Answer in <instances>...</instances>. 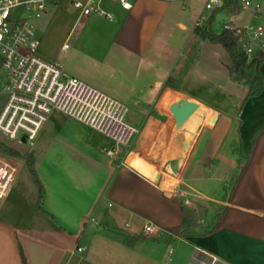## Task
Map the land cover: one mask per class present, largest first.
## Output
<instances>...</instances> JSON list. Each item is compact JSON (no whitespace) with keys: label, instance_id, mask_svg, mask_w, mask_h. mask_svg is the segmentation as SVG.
Wrapping results in <instances>:
<instances>
[{"label":"crops","instance_id":"0c3cea01","mask_svg":"<svg viewBox=\"0 0 264 264\" xmlns=\"http://www.w3.org/2000/svg\"><path fill=\"white\" fill-rule=\"evenodd\" d=\"M65 4L76 18L60 50L71 61L65 65L56 58L55 62L105 93L115 83L123 84L127 92L131 86L136 111L131 117L128 111V118L141 131L140 138L154 132L152 110H159L163 97L167 107L174 94L187 96L203 115L191 124L203 122L195 146L201 145L204 154L186 178L196 193L186 198L181 196L183 191L178 196L167 193L150 177L155 175L153 167L140 153L124 156L121 150L110 157L105 149L112 145L100 147L93 140L94 131L65 114H53L31 148L43 193L37 185L36 192L25 196L26 191L17 186V174L0 203V264H23L22 252L27 264H79L81 260L89 264H193L212 257L223 264H264V84L260 94L244 100L248 85L234 82L229 71L228 79L224 77L227 89L222 91L206 82L205 76H192L200 59V37L194 33L197 21L186 39L187 24L169 1L135 0L129 11L108 1L112 20L94 15L80 19ZM54 17L38 21L40 44ZM80 24L87 28L76 33ZM174 25L182 32L172 29ZM166 47L171 48L169 54ZM206 62L204 68L209 71L212 64L210 59ZM259 69L264 81V62ZM169 79L172 86L167 85ZM235 87L243 89L236 98ZM204 92L215 100L228 96L230 107L238 101L241 106L236 113L230 108L217 113L200 103L210 102ZM140 109L145 111L139 113ZM172 129L173 124L168 143L180 133L171 140ZM142 142L154 140L148 137ZM130 154L143 159L137 163L140 170L127 164ZM209 183L210 190L204 187ZM200 205L209 209L207 219H198L187 236L174 234L171 229L184 219L182 207L198 213ZM217 213L221 218L214 231L195 232L206 226L210 229ZM147 221L163 231L144 237ZM111 228L139 238L127 245ZM77 245L85 247L84 253L75 252ZM170 247L173 253L168 257ZM8 248L10 254L5 252Z\"/></svg>","mask_w":264,"mask_h":264},{"label":"built area","instance_id":"2783aa9c","mask_svg":"<svg viewBox=\"0 0 264 264\" xmlns=\"http://www.w3.org/2000/svg\"><path fill=\"white\" fill-rule=\"evenodd\" d=\"M110 1L129 11L135 0H0V64L5 73L0 109V136L19 144H31L53 111L69 116L112 142L106 148L114 157L128 146L138 129L128 118V107L102 90L67 73L62 65L44 59L39 53L41 35L38 21L51 19L65 3L78 12V17L98 16L108 20L114 12L106 6ZM173 1V0H163ZM185 1V0H183ZM227 0H206L204 11L210 14L224 11L247 13L244 23L226 21L217 32L229 31L244 52L247 62L264 55V0H234L225 8ZM231 8H235L234 11ZM21 9L24 14H18ZM202 13L197 24H205ZM63 49L67 45L62 46ZM19 173L15 160L0 153V203L8 195ZM93 221V219H91ZM163 229L153 221L143 227V236L157 235ZM84 246L76 247L78 254ZM173 247L168 249L171 257ZM193 264H223L212 257L208 262L195 260Z\"/></svg>","mask_w":264,"mask_h":264},{"label":"rangeland","instance_id":"374dc122","mask_svg":"<svg viewBox=\"0 0 264 264\" xmlns=\"http://www.w3.org/2000/svg\"><path fill=\"white\" fill-rule=\"evenodd\" d=\"M206 0H173L170 2V8L175 10L176 14L180 16V18L187 24V31H186V39L189 37L191 28L194 26L198 18L202 13L206 14V19L204 22L208 21V18L210 16V13L208 11H204V5ZM66 5V4H65ZM61 6L57 12L56 17H54V20L52 21V24L50 25L49 29L46 31L43 40L39 46L38 53L46 60H49L50 62H55L56 58L57 61L61 62L62 64H68L71 60L69 55L64 56L65 53H63L60 50V47L62 43L64 42L67 33L74 22L76 16H72L73 10L66 9V6ZM231 10H235V8H231ZM18 14H24V12L19 9L17 11ZM216 18L214 19L212 23L213 29H220V26L222 23L226 21H236V22H243L246 20V17L248 16L247 13H236L234 15H228V13L224 11H219L215 13ZM204 24V23H203ZM86 25L80 24L78 25L76 29V33L81 32L82 30L86 29ZM176 31H181L177 26L174 25L172 28ZM182 32V31H181ZM193 38H197L196 35ZM198 39V38H197ZM67 43L70 47H72V41L67 40ZM198 57L200 58L199 61L196 62V67L194 71H192L190 74L192 76H199L201 78L204 77V80L209 82L211 85L217 86L218 90H224L227 89V82L225 81L224 77L228 79V70L226 65L230 64V59L228 53L225 51V49L220 44L211 43L208 40H204L199 38L198 43ZM168 50V53L171 51L169 47H166ZM178 53V51H176ZM207 59H210V63L212 64V68H210L209 71H205V64ZM210 66V67H211ZM5 73L4 70H2L0 65V109L2 107L3 101L5 99L4 94H2V88L5 81ZM195 80L193 81V83ZM123 84H116L113 85L112 90H105L108 95L111 97L123 102L129 109V115L130 117L134 112L136 111V107L134 103L132 102V89L130 86L129 92L124 91L125 88L123 87ZM236 88V87H235ZM242 87H238L234 90V98L239 97L241 95L240 90ZM203 97L210 99V102H200L206 104L211 110L217 112L219 110H226L230 108L231 113H236L239 110V107L241 106V101H238V103L234 106L230 105L232 104L229 100L230 98L227 96L224 100H215L211 97L208 93H203ZM187 97V96H185ZM232 99V98H231ZM198 102V101H197ZM159 110L153 109L152 112L154 113L153 121L154 125L151 127V131H154L152 133H145L144 135L139 137L141 135V131L138 130V133L136 137L133 139V141L123 148L122 153L124 156H127L130 152L137 151L136 153H140L145 161L147 163L151 164L153 167V170L155 172V175L150 176L153 180H155L163 190H165L167 193L173 195L176 192V195H180L179 192L183 191L182 198L186 197H193L196 193V191L191 188L189 180L186 178L188 175V172H191L192 168L201 160V157H203L204 151L203 147L195 146L197 145V138L199 137V133L201 130L202 120L197 121L195 124H191L188 129L180 131L178 137L173 141L172 143H168L167 136L170 128L173 124V118L172 114L170 113L169 109L166 107V102L164 100V97L159 102ZM139 113H143L145 109L138 110ZM58 111H53L49 114L48 119L51 118L53 114H58ZM218 113V112H217ZM63 114V113H59ZM64 115V114H63ZM219 115V114H218ZM66 116V115H65ZM46 123V122H45ZM194 125V126H193ZM219 126H221V123H219ZM93 140L97 142V144L102 147L104 145L110 146L112 145V142L105 136L101 135L97 132H91ZM207 136V135H206ZM148 137L152 138L154 140V143H143L142 141L148 139ZM140 138V139H139ZM0 141H3L7 144V146L15 149L20 153L21 156H13L4 152L3 153L13 160L18 165L19 173H18V179H17V186H19L20 190H25V196H29V192L31 190L37 191L38 186L34 181L33 175L30 172V169L28 167L27 161L25 158H23V155L31 154V144H19L14 143L9 140H7L5 137L0 136ZM237 146V145H236ZM20 174V175H19ZM217 174H221V172H217ZM214 183V182H213ZM230 184V182H229ZM169 185V187H167ZM212 183H209L207 185H204L205 188H208V190L211 188ZM228 189L230 186L227 187ZM178 193V194H177ZM35 194V193H34ZM27 196V197H28ZM13 199H16V196H13ZM3 202V201H1ZM199 212L197 213L195 210L193 211L194 214V222L195 226L197 223V220L201 217H205L206 219L209 214V209L203 205H200L198 207ZM198 214V215H197ZM9 216L10 214H6ZM40 223V222H37ZM194 226V227H195ZM193 228V227H192ZM191 228V229H192ZM209 227H205L202 229H196L195 232H205ZM41 232L46 233V229L41 230ZM191 232V231H190ZM13 251V250H12ZM16 251L14 247V252ZM5 252L8 254L11 253V248H8ZM10 252V253H9ZM17 253V252H16ZM203 261L208 262L206 259H203Z\"/></svg>","mask_w":264,"mask_h":264},{"label":"trees","instance_id":"16d2710c","mask_svg":"<svg viewBox=\"0 0 264 264\" xmlns=\"http://www.w3.org/2000/svg\"><path fill=\"white\" fill-rule=\"evenodd\" d=\"M234 3V0H227L224 7L230 8V5ZM214 21V13L208 18V21L203 25L196 23L194 27V33L200 38L208 40L211 43L220 44L228 53L231 60V64L228 66L229 75L232 80L237 83H245L248 85V92L244 100L251 96H256L263 90V76L260 72V65L264 62V55H259L250 62H247V58L244 52L239 48L237 40L234 35L229 31L217 32L212 28ZM1 65V64H0ZM171 79L167 81V85H171ZM0 152H4L13 156H21L18 151L7 146L6 143L0 141ZM23 158L27 161L30 172L37 185L39 186L40 193H43V186L39 180L38 174L35 169V161L32 154L23 155ZM184 219L181 225L171 229V231L179 236L189 235L191 228L195 226L194 214L192 210L182 207ZM221 213L215 215V222L210 229L205 230L204 234H209L214 231L220 221ZM114 232L121 240L127 245H133L138 240V236H129L125 232L116 229H109ZM80 245H77V247ZM84 253V251L82 252ZM23 264H27L26 257L22 252ZM209 261L210 259H206ZM79 264H89L86 261L81 260Z\"/></svg>","mask_w":264,"mask_h":264},{"label":"water","instance_id":"95a60500","mask_svg":"<svg viewBox=\"0 0 264 264\" xmlns=\"http://www.w3.org/2000/svg\"><path fill=\"white\" fill-rule=\"evenodd\" d=\"M168 109L173 117V129L171 132V140L182 130L188 129L195 118H203L200 112L195 110L194 104L182 94H174L168 104ZM215 121L213 122V124ZM143 161L138 155L130 154L127 164L138 169L137 163Z\"/></svg>","mask_w":264,"mask_h":264},{"label":"bare ground","instance_id":"6f19581e","mask_svg":"<svg viewBox=\"0 0 264 264\" xmlns=\"http://www.w3.org/2000/svg\"><path fill=\"white\" fill-rule=\"evenodd\" d=\"M171 98V97H170ZM167 108H168V106H167Z\"/></svg>","mask_w":264,"mask_h":264}]
</instances>
